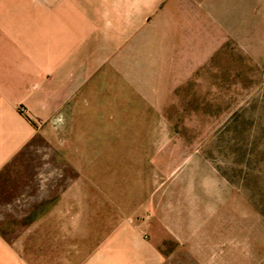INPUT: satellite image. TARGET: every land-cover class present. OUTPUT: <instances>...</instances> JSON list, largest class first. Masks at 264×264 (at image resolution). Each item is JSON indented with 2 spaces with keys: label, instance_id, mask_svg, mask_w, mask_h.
Returning a JSON list of instances; mask_svg holds the SVG:
<instances>
[{
  "label": "crops",
  "instance_id": "0c3cea01",
  "mask_svg": "<svg viewBox=\"0 0 264 264\" xmlns=\"http://www.w3.org/2000/svg\"><path fill=\"white\" fill-rule=\"evenodd\" d=\"M231 43L264 70V0H0V172L38 137L76 170L0 231V264H168V190L101 172L97 137L121 102L168 117L198 100Z\"/></svg>",
  "mask_w": 264,
  "mask_h": 264
},
{
  "label": "rangeland",
  "instance_id": "374dc122",
  "mask_svg": "<svg viewBox=\"0 0 264 264\" xmlns=\"http://www.w3.org/2000/svg\"><path fill=\"white\" fill-rule=\"evenodd\" d=\"M216 62L201 72L198 100H170L168 117L121 102L122 114L105 117L97 137L112 144L101 149V172L168 190V227L156 228L168 264H264V70L232 43ZM58 156L38 137L0 172L6 236L39 210L49 185L63 186L55 174L75 175L46 161Z\"/></svg>",
  "mask_w": 264,
  "mask_h": 264
},
{
  "label": "built area",
  "instance_id": "2783aa9c",
  "mask_svg": "<svg viewBox=\"0 0 264 264\" xmlns=\"http://www.w3.org/2000/svg\"><path fill=\"white\" fill-rule=\"evenodd\" d=\"M22 111H23V112H26V110H25V109H22Z\"/></svg>",
  "mask_w": 264,
  "mask_h": 264
},
{
  "label": "trees",
  "instance_id": "16d2710c",
  "mask_svg": "<svg viewBox=\"0 0 264 264\" xmlns=\"http://www.w3.org/2000/svg\"><path fill=\"white\" fill-rule=\"evenodd\" d=\"M249 59V58H248Z\"/></svg>",
  "mask_w": 264,
  "mask_h": 264
}]
</instances>
